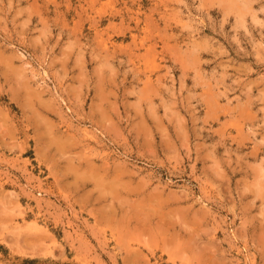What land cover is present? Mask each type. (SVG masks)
Returning a JSON list of instances; mask_svg holds the SVG:
<instances>
[{"label":"rangeland","instance_id":"374dc122","mask_svg":"<svg viewBox=\"0 0 264 264\" xmlns=\"http://www.w3.org/2000/svg\"><path fill=\"white\" fill-rule=\"evenodd\" d=\"M0 264H264V0H0Z\"/></svg>","mask_w":264,"mask_h":264},{"label":"bare ground","instance_id":"6f19581e","mask_svg":"<svg viewBox=\"0 0 264 264\" xmlns=\"http://www.w3.org/2000/svg\"><path fill=\"white\" fill-rule=\"evenodd\" d=\"M44 74H45L46 76H48V74H47L46 71L44 72ZM69 111L71 112V109H70V108H69ZM92 132H93V131L90 132V130L85 129L83 133L85 134V136L88 137V139H91V140L94 139V141H95V139H96V134H97V133H95V132L92 133Z\"/></svg>","mask_w":264,"mask_h":264}]
</instances>
